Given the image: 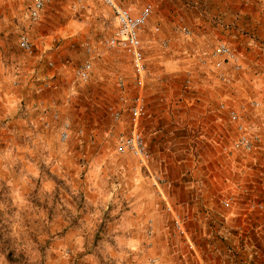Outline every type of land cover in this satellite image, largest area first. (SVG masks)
I'll return each mask as SVG.
<instances>
[{
  "label": "rangeland",
  "instance_id": "rangeland-1",
  "mask_svg": "<svg viewBox=\"0 0 264 264\" xmlns=\"http://www.w3.org/2000/svg\"><path fill=\"white\" fill-rule=\"evenodd\" d=\"M115 1L134 13L152 5L142 87L105 44L102 3L49 0L31 22L32 0H0V264H264V215L247 211L264 200V0ZM218 42L240 72L200 65ZM87 59L83 82L74 69ZM139 93L146 167L116 152ZM226 109L260 148L232 147Z\"/></svg>",
  "mask_w": 264,
  "mask_h": 264
},
{
  "label": "built area",
  "instance_id": "built-area-1",
  "mask_svg": "<svg viewBox=\"0 0 264 264\" xmlns=\"http://www.w3.org/2000/svg\"><path fill=\"white\" fill-rule=\"evenodd\" d=\"M49 0H32L28 10V18L31 22H35L43 10L44 6ZM107 7L112 15L113 30L111 35L106 39L107 47L117 49L123 52L131 61V67L134 73L136 84L142 87L143 80L146 76V65L144 60V53L142 49V42L140 40V32L145 26L148 18L152 13V5H144L138 12L134 13L130 7L122 6L115 0H97ZM158 30V29H156ZM187 34L189 32H186ZM18 48L31 54L34 45L27 34L19 35L17 39ZM51 65V63H49ZM200 65L211 71L224 70L228 65L230 68L238 73L242 69V63L238 55L224 42H218L212 48L208 56L200 59ZM92 71V62L90 60L83 61L78 67L74 69V76L80 81L89 79ZM225 75V74H224ZM219 74V78L226 81L225 76ZM188 83V81H186ZM251 107H256L258 102L251 101ZM222 108L225 105L221 106ZM146 102L142 94L135 95L128 106V121L129 132L119 138L117 141L116 152L120 155H131L137 158L143 166L148 162L150 153L143 136L139 132V126L142 119L146 116ZM110 115L115 120H119L121 113L118 109L110 108ZM226 116L228 121L234 125L236 133L232 147L235 150L244 153L253 152L259 146L260 137L257 133L248 129L244 123L242 115L234 109H226ZM57 118V115L54 116ZM68 122L63 121L61 124V136L64 141L68 136ZM146 167V166H145ZM224 207H228L227 200L222 202ZM248 213L264 214V200H252L247 205ZM178 227L179 221L175 220Z\"/></svg>",
  "mask_w": 264,
  "mask_h": 264
},
{
  "label": "crops",
  "instance_id": "crops-1",
  "mask_svg": "<svg viewBox=\"0 0 264 264\" xmlns=\"http://www.w3.org/2000/svg\"><path fill=\"white\" fill-rule=\"evenodd\" d=\"M197 15H199V16H202V15H200V14H197ZM197 15H195V17H197ZM260 145H261V143H259V146H258L257 148H260ZM224 148H225V147H224ZM257 148H256V149H257ZM256 149H255V150H256ZM262 172H264V170H263ZM258 200H259V199H258ZM254 215H260V214H259V213H257V214H254ZM263 215H264V214H263ZM252 221H253V222H252V225H253V226H255V227H256V226H258V225H259V223H258V222H259V221H258V219H256V218H253V220H252ZM257 228H258V227H257Z\"/></svg>",
  "mask_w": 264,
  "mask_h": 264
}]
</instances>
